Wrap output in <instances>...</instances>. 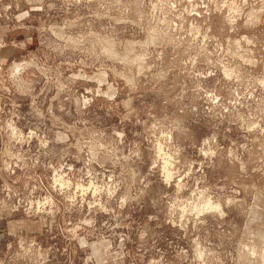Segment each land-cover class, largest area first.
I'll list each match as a JSON object with an SVG mask.
<instances>
[{
    "label": "rangeland",
    "instance_id": "1",
    "mask_svg": "<svg viewBox=\"0 0 264 264\" xmlns=\"http://www.w3.org/2000/svg\"><path fill=\"white\" fill-rule=\"evenodd\" d=\"M0 264H264V0H0Z\"/></svg>",
    "mask_w": 264,
    "mask_h": 264
}]
</instances>
